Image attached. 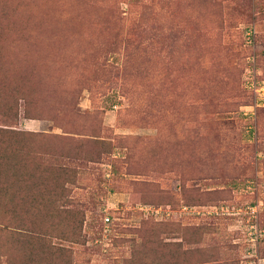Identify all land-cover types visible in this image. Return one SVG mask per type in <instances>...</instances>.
Masks as SVG:
<instances>
[{
	"label": "rangeland",
	"instance_id": "1",
	"mask_svg": "<svg viewBox=\"0 0 264 264\" xmlns=\"http://www.w3.org/2000/svg\"><path fill=\"white\" fill-rule=\"evenodd\" d=\"M252 84L264 0H0V264H264Z\"/></svg>",
	"mask_w": 264,
	"mask_h": 264
},
{
	"label": "built area",
	"instance_id": "2",
	"mask_svg": "<svg viewBox=\"0 0 264 264\" xmlns=\"http://www.w3.org/2000/svg\"><path fill=\"white\" fill-rule=\"evenodd\" d=\"M254 88L258 89L261 91V94H262V97H264V86L262 85H255V84H252ZM143 209V208H142ZM147 209V208H146ZM186 209L185 206L182 207V210ZM162 211L166 214V215H169V213L172 211V209L170 208V206H165V207H155L152 209L151 212L155 213L156 215L157 214H160L162 213ZM253 212V211H252ZM106 221L109 220V217L106 216L104 218ZM252 234V236H250V240L253 242V246L255 245L254 243H256L258 241V239L264 235V231H256V229L254 230V232L250 233ZM264 260V259H263Z\"/></svg>",
	"mask_w": 264,
	"mask_h": 264
}]
</instances>
